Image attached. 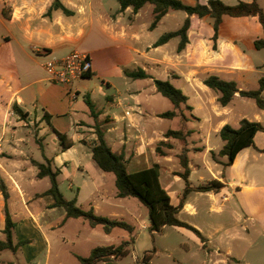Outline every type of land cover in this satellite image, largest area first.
Wrapping results in <instances>:
<instances>
[{
	"label": "crops",
	"instance_id": "obj_1",
	"mask_svg": "<svg viewBox=\"0 0 264 264\" xmlns=\"http://www.w3.org/2000/svg\"><path fill=\"white\" fill-rule=\"evenodd\" d=\"M55 1H59L72 14L67 15L61 9H51ZM112 2L113 0H0V99L2 101L0 108L3 115L0 127V181L4 182L9 193L8 211L16 223L13 241L14 243L27 241L20 246L18 252L13 254L16 256L20 253L25 264H37L36 260L45 251L48 259V249H52L51 235L55 228L66 225L70 219H75H64V216L61 224L50 219L51 213L58 207L52 206L54 203L52 196L38 195L45 193L51 183L48 177L38 178V169L33 165V161L45 163L47 159L51 160L53 167L60 169V175L66 171L68 165L79 168L80 176H84L82 184L86 187V194L82 195L80 187L77 189V197L74 198L77 206L84 210L93 208L98 215L124 220L131 224L135 231L136 219L142 216L140 207L135 205L133 198L117 197L113 173L102 171L93 159V164H84L82 161V154L85 153L86 146H89L90 151V145L96 139L95 129L99 127L111 149L124 157L129 172L147 169L155 163L161 166L160 182L174 206L180 204L186 187L185 181L175 173L183 171L179 154L184 148L187 149L190 186L197 187L218 180L224 183L225 187L219 192L191 191L177 215L180 221L199 230L204 240L184 227L168 226L164 229L174 228L185 239L192 241L205 252V258H208L211 264H253L251 257L254 254L260 264H264V153L262 152L264 131L255 134V147L241 150L229 167L224 168L220 163L215 162L210 153V151L217 153L224 145L219 136L222 127L229 125L238 128L242 119L264 125V110L259 109L253 99L242 97L239 93L234 95L228 105L222 106L218 100L220 94L204 84L209 76H217L222 80L235 82L239 90L260 88V80L264 78V60L260 58V52L264 47L257 49L255 41L264 38L262 25L259 23L261 31L252 33L246 29L241 32L235 27V24L240 23L236 20L257 18L224 16L217 40L214 41V29L208 37L194 31L192 18L196 15H192L188 43L183 51L178 52L180 40L178 37L158 47H155L154 43L159 38L147 39L148 32L156 30L172 11L161 19L155 29L151 30L149 28L153 21L151 4H146L138 12H134L131 7L121 11L120 5L115 7ZM226 17L233 18V21L228 22L230 24L228 31L223 29ZM248 23L249 21L245 22ZM174 40L172 47H169ZM72 51H80L90 56L93 70L89 77L76 81L69 90L50 83L47 78L37 76L35 68L42 69L40 63L44 57L49 54H59L58 58H60ZM253 52L257 55H253ZM139 61L143 64V68H139L152 78L135 80L125 75L126 70L134 71L135 69L129 70V67L138 65ZM151 66L161 68L166 66L167 80L175 87H179L187 97V104L181 105L177 110L178 116L168 119L181 120L179 129H169L182 130L187 134L186 139L184 141L170 139L173 149L164 148L165 155L156 152L158 143L167 141L164 134L169 130L155 127V122L164 119L158 117L163 112L144 110L143 89L133 87L135 81L150 80L153 83V78L158 79L148 69ZM110 77L122 79L123 85L127 87L124 91L118 90L117 96L113 99L104 91L105 87H116L108 80ZM92 78L102 82L97 88L98 93L117 108L122 107L121 111L110 114L109 111L97 108L92 96L95 91L92 90L90 94L88 83ZM178 83H182L183 86ZM63 89L71 103L68 113L66 109L56 108L54 91ZM153 90L156 91V87ZM71 94L76 95L74 99ZM80 95L84 96V100L86 98L93 103L95 115H92L88 105L85 108L78 106ZM60 102L64 103V99ZM15 103L28 113L25 120H21L14 112ZM38 104L43 109L42 116L32 114L31 110L36 109ZM173 108L172 104L170 110ZM128 111L130 114L126 115ZM45 114L48 115L49 122L47 118L45 119ZM69 115L78 117V121L70 119L61 121L60 118ZM67 125L74 128V134H67ZM48 130L53 133L56 142L51 152L45 146L48 144L44 143ZM55 131L66 135L72 142L69 149L61 150ZM89 134L91 138H88ZM196 157L200 158L199 161L195 160ZM175 158L178 160V165L176 168H170L169 165L175 161ZM220 160L223 162L226 159L220 158ZM130 166L133 170H129ZM194 169L198 172L199 181H202L199 185L191 183ZM163 173L168 175L167 186L161 181ZM175 178L181 179L183 186L172 191L171 189L176 186ZM70 189H74V185L70 186ZM193 194H201L210 200L211 204L207 208L208 217L215 209L213 205L220 201L217 208L219 214L223 212L224 207H227L232 215L236 217L243 215L245 221L250 222V226L258 230L261 235L253 238L229 236L227 230L224 235L221 234L225 224L219 218H223V215L214 219L209 218L210 220L202 218L200 223L199 215L202 209L197 206L198 197H193ZM81 195L82 200L86 201L87 208H84V203L80 202ZM173 196L177 198L176 203H172ZM17 202L22 205L17 207L14 204ZM102 204L106 205L107 211H105L109 213L108 215L101 213ZM183 213L187 214L189 219L182 218ZM134 215L136 219L133 218ZM128 217H132L131 219L136 222L128 220ZM82 224L83 227L91 228L93 234H99L100 230L108 236L119 234L117 238L120 243L131 238L126 236L130 233L120 228H115L107 234L101 226L92 228L85 220ZM204 224L207 228H204ZM148 225L149 221L143 224L142 228H148ZM4 227L5 200L0 189V241L5 240ZM215 236L218 238H214ZM179 245L187 247L185 243ZM92 249L90 247L83 250V253H74V256L76 259V255L87 257ZM163 249L170 254L173 253L169 247ZM5 251L9 250L0 252ZM134 258L138 261L135 255ZM47 259L44 264H49ZM113 261L101 264H114ZM140 262L145 264L142 259ZM8 264L15 262L10 261Z\"/></svg>",
	"mask_w": 264,
	"mask_h": 264
},
{
	"label": "trees",
	"instance_id": "obj_2",
	"mask_svg": "<svg viewBox=\"0 0 264 264\" xmlns=\"http://www.w3.org/2000/svg\"><path fill=\"white\" fill-rule=\"evenodd\" d=\"M120 5V10L123 11L128 7H131L134 12H138L146 4L153 6V21L150 25V29L153 30L157 27L161 19L170 11H184L188 17L184 20L182 26L175 30L164 33L154 43L155 47L166 44L173 38H179V44L177 51L181 52L185 49L188 43V31L191 26L190 16L196 15L199 18L209 16L213 19L214 35L213 40L216 41L224 16H230L233 18L240 17H256L259 23L262 25L264 31V10L259 4L258 0H252L250 2H238L235 5H228L222 0H208L206 4L196 3L195 5H187L181 0H116ZM51 9H61L65 14H72L71 11L66 9L59 1H55ZM7 12V10H6ZM5 13V10H4ZM257 49L264 47V38L255 41ZM125 75L132 79H146L152 78L143 69H137L134 71L126 70ZM91 74V73H90ZM90 74L87 76L89 77ZM156 91L163 97L167 98L174 106L172 110L160 113L158 117L164 119H173L178 116L177 110L181 105L187 104V97L177 87H175L169 80H161L153 78ZM204 84L212 90L220 94L219 102L222 106L228 105L234 95L239 93L242 97L251 98L256 102L259 109L264 110V78L260 80V88L258 90H239L235 82L225 81L217 76H209L205 79ZM86 104L91 110L92 115H95L94 105L86 99ZM14 112L19 116L21 120H25L28 117V113L24 112L16 103L13 105ZM45 114V119L47 118ZM49 122V119H46ZM264 131V125L258 122H252L247 119H242L238 128H233L229 125H225L219 131V136L224 142L223 147L216 153L210 151L212 159L220 163L224 168L233 164L237 154L247 148L255 147L254 136L257 132ZM96 139L90 145V152L92 159L96 162L98 167L104 171L113 173L115 176L116 195L118 198H135L137 199L148 212V229L151 234L160 233L165 227L177 226L184 227L191 230L201 240L204 237L195 227L182 222L178 219L177 215L180 209L183 207L186 196L191 191L197 192H219L225 185L218 180H212L206 184L199 185L197 187H191L189 184V159L187 155V149H183L179 154L180 165L183 169L182 172H177L175 175L181 177L186 187L183 191L180 204L174 206L171 204L170 196L163 188L160 182V170L161 166L158 163L153 164L147 169H143L134 173L128 171L127 162L122 155L115 153L104 139V133L102 129L96 127L95 132ZM57 138L60 141V147L62 151L69 149L72 146V142L66 135L55 131ZM187 134L182 130L169 129L165 132L164 137L167 141H161L156 147V152L159 155H165L164 148L173 149V145L170 139H178L184 141ZM264 153V150L262 151ZM220 158H225V161H221ZM33 165L38 169V178L48 177L51 183L50 188L42 195H50L54 199L53 207L62 208L65 211V218L83 219L87 221L90 227L95 228L101 226L105 233L109 234L113 229L120 228L132 234L134 227L124 220L112 219L106 216L98 215L93 208L84 210L77 206L76 199L67 200L59 188L58 176L61 171L59 168H54L51 160H46L45 163H39L33 161ZM0 189L5 200V227L3 234L5 240L0 241V251L8 249L16 253L20 246L27 241H18L14 243L13 234L16 226L15 221L12 219L11 214L8 211L7 201L9 199V193L4 182L0 181ZM134 242L131 237L130 240L122 241L118 246H97L93 248L87 257L76 255L81 264H101L103 262H109L116 260L122 256H126L130 252V246ZM155 249L153 251L147 250L144 252L142 262L150 264Z\"/></svg>",
	"mask_w": 264,
	"mask_h": 264
},
{
	"label": "rangeland",
	"instance_id": "obj_3",
	"mask_svg": "<svg viewBox=\"0 0 264 264\" xmlns=\"http://www.w3.org/2000/svg\"><path fill=\"white\" fill-rule=\"evenodd\" d=\"M208 0H183L184 3L186 4H194L196 2L200 4H205ZM228 5H235L238 2H249V0H222ZM261 7L264 10V0H258ZM112 5H115L117 7L119 4L113 0ZM146 11V10H144ZM187 13L184 11H172L170 12L169 16L159 25V27L154 30L148 32V40H157L159 37H161L165 32L168 31H173L178 29L184 22L185 18L187 17ZM233 18L226 17V20L223 25V29L228 31L230 24L228 23L231 21ZM233 21V20H232ZM239 21V25L235 24L236 29L240 30L241 32L245 31L248 29L250 32L254 33L257 30L261 31V26L258 22L257 19H239L236 20ZM249 21L248 24H245V22ZM192 25L194 28V31L202 33L204 36L211 35L213 33V20L211 17H206L205 19L199 18L197 16H193L192 18ZM175 40L170 44H174ZM260 58L264 60V49L260 52ZM59 55V54H58ZM56 54H49V56L44 57L42 61L48 59V58H53V57H58ZM253 55L255 52H253ZM140 62V61H139ZM143 68V64L140 62L138 65H134L132 67H129V70H136L137 68ZM148 69L152 71L155 77L161 80H167V69L166 66L158 67V66H151ZM37 71V76L39 78L44 77L48 78L46 72H44L43 69L35 68V72ZM108 80L112 83L115 84L116 87L114 88H108L105 87L104 91L110 98H115L118 94V90L124 91L127 87L124 84L123 80L120 78H108ZM131 81V80H130ZM51 83V82H50ZM90 85V94L92 93V90L95 92L93 93V99H95V104L98 109L100 110H106L109 111L110 114L113 112H119L122 110L121 108H117L114 104H111L107 102V98L101 96V94L98 93L97 88L99 85H101V81H99L96 78H92L91 81H88ZM135 86L134 88H139L142 87L143 92H142V108L144 110H148L149 112L155 111V112H166L172 108L171 102L163 97L161 94L153 90L155 89V86L153 85L150 80L147 81H142V82H137L135 81ZM172 83V82H171ZM173 84V83H172ZM180 86H183L182 83H178ZM182 84V85H181ZM60 86V85H59ZM145 86V88H144ZM179 86V85H178ZM62 87V86H60ZM152 88V90H151ZM179 88V87H178ZM144 89H146L144 91ZM63 90H55V100H56V108L60 109H66L68 110L67 113L69 112V107L71 103L69 102L68 96L64 93ZM1 95V94H0ZM95 96V98H94ZM64 99V103H61L60 100ZM58 102V103H57ZM78 106L86 107V98L84 100V96L80 95L79 100H78ZM0 104H2V101L0 99ZM31 110V108H30ZM80 110V109H79ZM32 114H38V115H43V109L41 106L38 104V107L36 109H32ZM154 114V113H152ZM2 119L3 115L1 113V108H0V127L2 124ZM61 121H67L68 119L78 121V117L76 116H65L60 118ZM157 121V120H155ZM181 120L180 119H175V120H168V119H162V121H157L155 122V127L159 129H179L181 127ZM67 134H74V128L70 125L66 126ZM45 133V132H44ZM46 140L44 141L45 145L48 149V151H52V148L55 145V137L53 136V133L51 131H46ZM54 137V139H53ZM88 138H91L90 134L88 135ZM108 138L110 136L108 135ZM89 146H86L85 153L83 152V162L85 163H94L89 151ZM80 148V146H78ZM47 151V152H48ZM81 151V150H79ZM49 154V153H48ZM86 154V158H85ZM200 158L196 157L195 160L199 161ZM211 161V160H210ZM178 160L175 158V161L173 163H170V168H176ZM133 167L130 166L129 170H133ZM81 171H79V168L74 167V165H68L66 167V171L60 175L59 177V183H60V190L63 193L64 197L68 200H72L77 197V189L80 187L82 195L86 194V187L83 186L82 184V178L81 177ZM167 174L163 173L162 175V183L167 186L168 180H167ZM171 178H173L171 176ZM176 180V186H174V189H171L172 191L177 190V188H182L183 186V181L179 178H175ZM191 183L194 185H199L202 183V181H199V176L198 172L194 169V173L191 176ZM74 185V189H70V186ZM114 186V185H113ZM115 187V186H114ZM82 195L80 197V202L84 203L83 207L87 208L86 201L82 200ZM193 194V197H198L196 198L198 202H196L197 206L202 209V212L200 213V223H202V218L206 219H214L217 216L223 215V218L221 221L225 224V228L221 234L224 235V233H227L229 236H243V237H258L261 234H259L255 228L250 226V222L245 221V217L241 215V217H236L235 215H232V213H229V209L227 207H224L223 212L219 214L217 212V208L220 204V201L216 202L213 207L215 208L214 211H212V214L210 217H208L207 213V208L210 206L211 202L206 196H202L201 194ZM134 201L135 205L137 207H140L139 211L142 214V216H139L140 218L136 219V215H134V219H131L132 217H128V220H132L133 222L135 221L136 229L133 232V234L126 235L128 237H132L134 239V242L130 246V252L126 256H122L120 258H117L114 260V264H142L140 261L144 255V252L147 250L153 251L155 249V252L150 259L151 264H211V262L208 261V258H205V252L201 249L198 248L197 245H195L192 241H189L184 238L183 235L179 234L174 230V228H167L161 231L160 233H154L151 234L149 229L147 227L142 228L143 224L148 223L147 219V209L135 198L132 199ZM177 198H174L172 203H176ZM233 203V202H232ZM17 205V207H20L22 204L20 202L14 203ZM106 205L102 204V209L101 213L104 215H108L106 211ZM229 210V211H228ZM231 212V211H230ZM65 216V211L62 208H56V210L51 213L50 219L53 222H56L58 224H61V221L63 220ZM182 218L184 219H189L187 214H182ZM191 219V218H190ZM210 220V219H209ZM83 221L82 219H70L68 223L64 226L57 227L54 230V233L51 235L52 240V249H48L49 252V257L48 259L46 258L45 252L42 253L41 257L36 260L37 264H44L45 260L47 259L49 261V264H79L78 260L75 258L74 253H83V250L88 249V248H95L97 246H103V245H110V244H121L120 241L118 240L117 236L119 235H106L104 234L100 229L99 234H93L91 228L83 227ZM204 228H207L204 224ZM208 230H210L208 228ZM124 235V234H123ZM91 238H90V237ZM121 237V235H120ZM214 238H218L215 236ZM130 240V239H129ZM228 240V238L226 239ZM225 240V241H226ZM126 241V240H125ZM185 243L187 247L180 246L179 244ZM169 247L172 249V254L164 251L163 248ZM19 250V249H18ZM50 250V251H49ZM5 251V252H0V264H8L10 261L15 262V264H25L22 261L21 254L18 253V255H14V252ZM18 252V251H17ZM89 252V251H88ZM14 253V254H13ZM134 255L138 258V261H135ZM205 260V262H204ZM251 261L253 264H260L259 259L255 256V254L251 257Z\"/></svg>",
	"mask_w": 264,
	"mask_h": 264
},
{
	"label": "built area",
	"instance_id": "obj_4",
	"mask_svg": "<svg viewBox=\"0 0 264 264\" xmlns=\"http://www.w3.org/2000/svg\"><path fill=\"white\" fill-rule=\"evenodd\" d=\"M47 54V52H45ZM49 56V55H48ZM40 66L46 72L48 81L67 89L92 73L93 65L90 56L80 51H72L63 57H53L41 61ZM75 98V94H71ZM130 112H126L129 115ZM137 262V259L135 258Z\"/></svg>",
	"mask_w": 264,
	"mask_h": 264
}]
</instances>
